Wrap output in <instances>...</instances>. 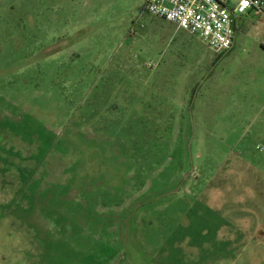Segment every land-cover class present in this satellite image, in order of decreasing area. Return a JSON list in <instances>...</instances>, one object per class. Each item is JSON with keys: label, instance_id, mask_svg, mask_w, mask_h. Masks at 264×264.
Returning a JSON list of instances; mask_svg holds the SVG:
<instances>
[{"label": "rangeland", "instance_id": "374dc122", "mask_svg": "<svg viewBox=\"0 0 264 264\" xmlns=\"http://www.w3.org/2000/svg\"><path fill=\"white\" fill-rule=\"evenodd\" d=\"M145 1L0 0V264H264V18Z\"/></svg>", "mask_w": 264, "mask_h": 264}, {"label": "built area", "instance_id": "2783aa9c", "mask_svg": "<svg viewBox=\"0 0 264 264\" xmlns=\"http://www.w3.org/2000/svg\"><path fill=\"white\" fill-rule=\"evenodd\" d=\"M146 0L149 14L175 23L178 29L199 38L207 48L230 50L236 38L238 14L253 12L264 18V0ZM257 149L264 154V143Z\"/></svg>", "mask_w": 264, "mask_h": 264}, {"label": "crops", "instance_id": "0c3cea01", "mask_svg": "<svg viewBox=\"0 0 264 264\" xmlns=\"http://www.w3.org/2000/svg\"><path fill=\"white\" fill-rule=\"evenodd\" d=\"M177 30H178V27H177ZM189 34V33H188ZM191 35V34H190Z\"/></svg>", "mask_w": 264, "mask_h": 264}]
</instances>
